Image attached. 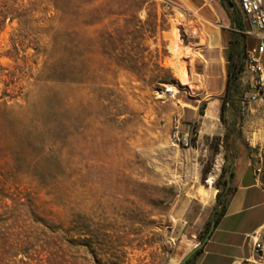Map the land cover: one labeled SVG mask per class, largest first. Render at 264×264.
<instances>
[{
	"label": "rangeland",
	"instance_id": "374dc122",
	"mask_svg": "<svg viewBox=\"0 0 264 264\" xmlns=\"http://www.w3.org/2000/svg\"><path fill=\"white\" fill-rule=\"evenodd\" d=\"M187 10L0 0V264H178L203 240L230 155ZM240 113L247 148L264 106ZM175 120L190 147L172 144Z\"/></svg>",
	"mask_w": 264,
	"mask_h": 264
},
{
	"label": "crops",
	"instance_id": "0c3cea01",
	"mask_svg": "<svg viewBox=\"0 0 264 264\" xmlns=\"http://www.w3.org/2000/svg\"><path fill=\"white\" fill-rule=\"evenodd\" d=\"M179 1L189 11H193L194 21L205 38L206 45L201 51L203 62L207 65L208 86L213 92H217L220 86L218 93H223L226 75L220 81V64L226 67L225 55L231 32H238L232 28L228 15L231 8H228V12L222 0ZM250 39L246 37L247 50L251 48ZM258 139L261 140V137ZM249 153L248 150L246 157L233 159L229 170L233 174L227 185L231 193L225 203L224 213L189 264H254L252 243L258 239L263 244L259 256L261 264H264V178L255 179ZM196 245L193 244L189 252Z\"/></svg>",
	"mask_w": 264,
	"mask_h": 264
},
{
	"label": "built area",
	"instance_id": "2783aa9c",
	"mask_svg": "<svg viewBox=\"0 0 264 264\" xmlns=\"http://www.w3.org/2000/svg\"><path fill=\"white\" fill-rule=\"evenodd\" d=\"M163 11L177 12L184 18L188 10L179 0H154ZM237 5L243 23L244 31L241 32L245 37L255 40L253 47L246 51L243 68L241 71L240 82L246 85L243 89L241 107H249L257 104L264 106V0H233ZM198 29L200 27L198 25ZM201 31V30H200ZM190 37L195 34L189 31ZM251 130V127L249 128ZM247 146L252 160V171L255 179L264 178V130L261 140L256 137L254 130H251L243 139ZM191 136L182 133L179 121L173 124L172 144L180 147L191 146ZM254 264H261L259 253L263 250L262 240L258 239L252 243Z\"/></svg>",
	"mask_w": 264,
	"mask_h": 264
},
{
	"label": "trees",
	"instance_id": "16d2710c",
	"mask_svg": "<svg viewBox=\"0 0 264 264\" xmlns=\"http://www.w3.org/2000/svg\"><path fill=\"white\" fill-rule=\"evenodd\" d=\"M222 3L228 12V8H231V12L228 15L233 25L232 28L238 30V32H231L228 42L225 55L226 78L219 108V121L225 129V133L221 139L222 147L226 159H228V155H230V164L228 165L229 171L234 158L246 157L248 154V149L241 141L239 130V123L241 120L240 101L243 94L240 87V76L246 55L247 43L246 37L241 34L245 26L235 3L233 0H222ZM226 170L225 167L222 168V172H226ZM232 174L231 172L230 176H232ZM217 190L218 192L215 195L216 206L212 216L206 221L203 227V234H206L212 221L217 223L219 218L223 215L225 203L231 193V188L227 186V181H223V186L217 187ZM199 251L200 250H197L185 264H189Z\"/></svg>",
	"mask_w": 264,
	"mask_h": 264
},
{
	"label": "bare ground",
	"instance_id": "6f19581e",
	"mask_svg": "<svg viewBox=\"0 0 264 264\" xmlns=\"http://www.w3.org/2000/svg\"><path fill=\"white\" fill-rule=\"evenodd\" d=\"M179 38V37H178ZM177 38V33L176 30H173V39H172V46H173V50L175 52L174 57L176 58V60L180 59V56H186L188 51H182V44L179 42ZM193 39H201L200 35L194 34ZM194 40L190 42L191 45H194ZM185 49V48H184ZM190 57V56H189ZM184 61V60H183ZM190 66V65H189ZM187 67V66H186ZM175 74L178 78V80L180 81V83L182 84H186V85H192L191 84V79L192 77L190 75H188V73H186V68L183 62L180 61H176L175 65L173 66ZM196 78V77H195ZM200 78V77H199ZM173 89L171 87H168L167 91L171 92ZM203 194V193H202ZM215 195V194H214ZM201 196V195H200ZM205 202V201H204ZM203 202V203H204ZM202 203V204H203ZM206 203V202H205ZM199 222V221H198Z\"/></svg>",
	"mask_w": 264,
	"mask_h": 264
},
{
	"label": "water",
	"instance_id": "95a60500",
	"mask_svg": "<svg viewBox=\"0 0 264 264\" xmlns=\"http://www.w3.org/2000/svg\"><path fill=\"white\" fill-rule=\"evenodd\" d=\"M230 174L231 172L229 171L228 177H227V185L229 184V179H230ZM215 226V222H211L208 231L206 232L204 238L202 241H200L196 247L194 249H192L188 254H186L182 260L178 263V264H185L186 261L200 248H202V246L205 244V242L208 240L210 234L212 233V230L214 229Z\"/></svg>",
	"mask_w": 264,
	"mask_h": 264
}]
</instances>
